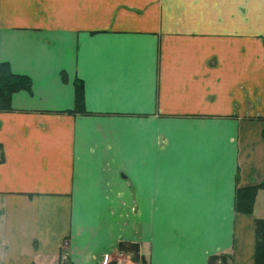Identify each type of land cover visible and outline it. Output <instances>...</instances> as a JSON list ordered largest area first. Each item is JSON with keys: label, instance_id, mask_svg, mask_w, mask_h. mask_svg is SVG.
I'll return each instance as SVG.
<instances>
[{"label": "crops", "instance_id": "0c3cea01", "mask_svg": "<svg viewBox=\"0 0 264 264\" xmlns=\"http://www.w3.org/2000/svg\"><path fill=\"white\" fill-rule=\"evenodd\" d=\"M0 63V264H255L264 0H0Z\"/></svg>", "mask_w": 264, "mask_h": 264}, {"label": "trees", "instance_id": "16d2710c", "mask_svg": "<svg viewBox=\"0 0 264 264\" xmlns=\"http://www.w3.org/2000/svg\"><path fill=\"white\" fill-rule=\"evenodd\" d=\"M31 81L24 75L11 72L8 64L0 63V111L10 110V99L15 92L30 91ZM72 113L86 114L84 92L80 81L74 83V109ZM264 184L241 187L236 190L234 209L238 213L251 214L256 193ZM255 264H264V219L255 221ZM207 264H228L225 255L210 257Z\"/></svg>", "mask_w": 264, "mask_h": 264}, {"label": "built area", "instance_id": "2783aa9c", "mask_svg": "<svg viewBox=\"0 0 264 264\" xmlns=\"http://www.w3.org/2000/svg\"><path fill=\"white\" fill-rule=\"evenodd\" d=\"M0 156H1V154H0ZM105 264H116V262L113 261V260L112 261L111 260H108V261L105 262Z\"/></svg>", "mask_w": 264, "mask_h": 264}]
</instances>
